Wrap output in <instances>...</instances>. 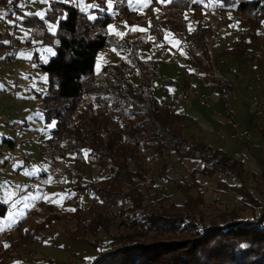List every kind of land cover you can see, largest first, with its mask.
Listing matches in <instances>:
<instances>
[{
  "label": "trees",
  "instance_id": "trees-1",
  "mask_svg": "<svg viewBox=\"0 0 264 264\" xmlns=\"http://www.w3.org/2000/svg\"><path fill=\"white\" fill-rule=\"evenodd\" d=\"M94 2L93 18L74 3L52 0L43 16L31 13L22 20L30 25L32 35L40 37L41 43L55 49L54 54L45 61L40 60L39 64L46 73L47 82L42 92L41 111L46 122L55 120L50 135L43 138L47 146L43 145L42 150L55 147L62 157L67 150L73 151L69 188L76 193L85 190L94 194L86 209L91 213L96 209V212L90 216L84 231L97 233L104 214L96 205L103 206L105 202L123 204L130 220L128 225L111 232L106 243L92 240L97 251L78 264H150L161 259L163 264H264V203L253 195L244 181L234 184L220 179L213 187L235 192L243 205L258 208V211L242 216L236 208L221 210L216 217L210 218L203 231L199 230L206 187L199 183L197 175L211 176L219 171L241 176V162L230 159L218 149L210 152L203 140L192 142L183 135L182 123L174 117L171 107L159 102L151 93V76L133 81L126 75L131 65L124 60L110 66L105 64L103 70L109 77L97 80V51L113 46L126 50L131 43L128 38L117 40L110 36L107 25L112 14L105 10V0ZM114 6L121 12L126 11L130 23L147 24L146 30L150 32L162 31L157 18L148 16L153 14L151 5L141 14L130 11L127 0H115ZM162 7L167 28L178 37H183L188 29L186 8L193 9L195 18L205 13L199 0H169ZM227 8L220 7L224 22L229 21ZM232 8L242 31L223 53L241 55L251 45L259 52L263 41L259 25L264 20V0H235ZM49 22L55 24L53 31L48 28ZM210 33V29L197 24L188 48L189 57L206 75L213 72ZM35 54L36 51L33 56ZM191 77L188 73L186 85ZM208 84L219 90L228 88L213 77ZM88 93L93 97L83 100ZM18 147L21 155L24 149L21 144ZM84 148L88 149L87 155ZM172 154L178 159L200 160L202 164L190 168L187 173L190 179L172 177L176 189L184 196L180 202H161L158 207L145 208L141 186L148 178V163L161 157L166 165L167 157ZM88 160L99 168H106L109 174L95 180L86 178ZM5 209L6 203L0 202V214ZM28 211L36 215L35 229L38 231L69 215L68 212L58 214L52 203L44 201L37 202ZM80 211L76 206L75 215L79 216ZM20 221L15 225L21 235L16 243L31 236L20 228ZM36 238L42 240L40 236ZM9 249L0 242V264L8 263L12 256ZM45 264L60 263L50 258Z\"/></svg>",
  "mask_w": 264,
  "mask_h": 264
},
{
  "label": "rangeland",
  "instance_id": "rangeland-1",
  "mask_svg": "<svg viewBox=\"0 0 264 264\" xmlns=\"http://www.w3.org/2000/svg\"><path fill=\"white\" fill-rule=\"evenodd\" d=\"M50 1L52 0H12V2L9 3L8 0H4L2 3H0V15L4 23L0 24V28L3 27V29L0 30V37L3 40H7L10 47L3 48L0 46V66L2 67L3 72L6 75L4 79L0 78V84H4L8 91L13 92L15 88L13 87L14 81L12 82V80L17 81L18 86L15 93L19 96L30 95V93L26 91L27 89H21V87H23L22 75L25 71H31L35 74L34 80H36L37 83L35 84V86L32 85L35 88H42L41 81L43 83H46V73L43 69L40 68V60L45 61L46 59H48L49 55L55 53V49L50 45L41 43L40 37L36 35H32L31 44H27L23 39L19 38V36H21V33L19 29L13 27L15 19L11 15V10L16 11L17 17L21 20L20 24H22V20L28 14L39 13V16H43L45 14L44 12H46L47 8L49 7ZM60 1L76 4L81 10L86 11L90 18H93L95 15V12L91 11L90 5L92 4L94 8V0ZM200 1L206 4V6H210V9H213L214 13L209 17V21L211 24L214 15H218L217 6L232 8L235 2V0ZM114 2L115 0H111V7H109V0H105V10L113 14L107 25L108 32L112 38L117 40L128 38V41L131 44L126 47V50L117 49L113 46L103 47L97 51L95 64L97 80H105L109 77L108 74H106L103 70V66L105 64L110 66L114 62L124 60L128 66L131 65L126 70V75L128 77L129 75L132 77L135 75H139L141 81L143 78L149 77L154 71V65L152 62L154 60L153 56H156L158 54L155 52H160L163 44H172L175 48H177L178 41L180 40L176 38L180 37H178V35L174 34L167 28L164 19L165 17L162 18V16H164L162 13V6L164 3H160L159 0L154 1L158 11H154L153 14L149 13L148 16H155L159 21V24L162 18L165 27L162 28L160 25L162 31L154 30L151 32L149 30H146L148 28L147 24L142 25L136 21L130 23L128 19H126V11L121 12L117 7L114 6ZM151 2H153V0H137L136 4H134L132 7L127 6V8L132 12L141 14L144 12V8L148 5H151L153 9V5L150 4ZM160 5L161 8L159 9ZM186 18L190 23L195 22V17H193L191 7L188 8ZM8 21H13V23H8ZM149 23L150 21H148V24ZM109 26H113L112 29H110ZM234 26L235 28L237 27L239 29V22L234 24ZM133 28L145 29L146 31H133ZM259 29L262 30L261 32L263 37L261 45L263 48V52H261L260 54L263 59L264 20L260 23ZM236 31L239 35L240 30ZM191 32L193 33V29L191 30ZM117 33H125V35L120 36ZM184 35V38H187L188 40V37H190V33L187 32ZM12 36L15 37L18 48L14 59L9 58V54L12 51L13 47L11 39ZM133 38L134 41L132 42L131 39ZM48 49H51V51H47ZM177 49L180 50V48ZM34 50H36L35 56H33V53L35 52ZM184 54V50L180 51L179 53L177 52V55L179 56H184ZM130 70L135 72V75H133ZM137 70L139 73L137 72ZM200 78L202 79L201 75ZM9 81L11 82L10 84L8 83ZM27 87L30 88L31 85ZM45 89L42 92H44ZM2 92L5 93L3 89H0V98H6V96L2 95ZM196 92H198L197 89ZM92 97L93 95L91 93H88L84 95L83 100H89ZM40 104L42 106V97L40 99ZM24 114L26 115V113ZM15 117L17 118L12 120ZM27 117L29 125L33 124L35 125V127H40V125L45 124L47 130L43 132V136L48 135L51 131V128L55 125L54 119L46 122L40 111L38 112L37 120L31 119L29 115H27ZM11 120L12 122L24 121V116H22L21 113L18 112L16 106L9 105V103L4 101L0 103V182H5L11 185V187L13 188L12 193L16 196V199L12 198L13 201L11 202H9V200L7 199V207L5 209V212L3 214H0V229H2L0 231L2 233L4 232L6 234H11V236H14V240L11 241V244L7 245H12L10 246L11 249H9L12 252V256H14V254H18V256L21 257L25 256L26 259H31L34 257H47L50 259L54 258L53 256L56 253L55 258L60 264H78L82 261L88 260L97 251V249L91 244L92 240H100L99 242L101 244H104L110 239L111 232H113L118 227L123 228L124 226H122L119 221L102 216V226L98 229L96 234H93L89 231H84L87 230V222L90 216L94 214V212H96V209L93 210V213H91L90 211L88 212L86 209L90 202L93 200L94 194L90 191L85 190H79L76 193L69 188L71 182L70 165L74 159L73 151L67 150L64 157L60 156L59 150L55 147L48 148V146L46 147L47 149L45 148L46 151H43V145L45 146L46 144H44L43 139H41L40 143L42 144V148H40L42 151V156L44 158L43 166L41 167L38 163H36V160L39 159V156L37 155L35 156L36 159L34 160V162L26 166L27 161H24L21 155V158H19V155H17L18 148L15 146L14 148H10L11 146L3 140L4 136H13L14 134L11 128ZM213 150L214 149H210V152H213ZM84 152L88 153V149L84 148ZM7 158L8 160L6 162L5 159ZM166 163L167 164L164 165L163 158L161 157H156L148 163V178L153 176L157 171H161L164 174L165 187H157L155 183L147 187L143 185L141 186L142 190L144 191L143 206L145 208L158 207L161 202H163L164 204L171 201L180 202L184 196L181 191L176 189L175 185L171 181L172 177L180 178L185 176L187 179H190V177L187 175L190 168L194 166L200 167L202 164L200 160L191 159L190 157L178 159L175 154L168 156ZM16 165H22L21 168L26 170H30L29 168L34 165L35 171L37 173L36 177L34 179H27L28 176H26V173L16 171V168L18 167H15ZM43 168L45 169L44 173H47V175L49 174L45 178V181L50 183V185L56 187V189L54 190H56L57 193L52 190L51 186H49V188L39 189V191L41 193H44V196L46 198H50L52 194L54 195V197L56 196V199L52 198V200L54 199L55 202L40 199L38 197V194L40 193L37 194L34 190V187L36 185L38 186L37 182H39V171H41V169ZM244 170L245 169H243L241 176L226 175L219 171L215 172L211 176H205L202 174L197 175V180L199 181V183L203 187H206L204 192L205 201L201 205V212L203 213V215H206L207 217H210V215L212 217H216L219 211L231 208H236L239 214L242 216H251L254 212L258 211V208L252 209L251 207L243 205L239 200V196L235 192L220 191L213 187L215 183L220 179L234 184H239L241 181H244L250 187L253 195L257 197L262 203H264V173L258 175L252 173L249 168H246V171ZM108 174L109 171L106 168H99L97 165H94L90 160H88L84 172V176L86 178L95 180L100 177L107 176ZM31 180H34V182ZM193 192H195V189H193ZM27 193H29V195L32 197L33 204L24 207L25 204L28 203V198L24 199ZM76 194L78 195L77 197L75 196ZM39 201L52 203L55 206V209H57L58 214L68 212L69 215L62 218L58 223H52L38 231L35 229L36 215L31 214V212H29L28 210H30V208L32 209L33 206ZM76 206H78L81 210L79 216L75 215L74 213ZM96 207L101 212L102 205H96ZM19 221L22 224L20 228L23 231L30 232L31 236L22 241L19 239L16 243V240L21 237L19 229L15 227V225L18 224ZM36 236H40V238L43 240L44 238H47V242L36 244V248L35 250H33L34 248L28 245L26 242L30 239L41 242L36 238ZM1 243L3 246V242ZM18 246H21L20 250L18 249ZM58 249H63L62 252L65 253V256L62 257V255H58ZM11 257H9L8 262H10V260L12 259ZM150 264H163V261L161 259L160 261H154Z\"/></svg>",
  "mask_w": 264,
  "mask_h": 264
},
{
  "label": "crops",
  "instance_id": "crops-1",
  "mask_svg": "<svg viewBox=\"0 0 264 264\" xmlns=\"http://www.w3.org/2000/svg\"><path fill=\"white\" fill-rule=\"evenodd\" d=\"M154 1L155 0L150 4L153 5V12H157V6ZM200 2L202 3V1ZM136 3L137 0H128V4L131 7ZM202 4V11L205 12L204 15L195 18L194 23H190L187 20L188 29L185 33H190L188 40L187 38H184L185 35L176 38L180 40L177 44V48H180V50L175 48L172 44H166L167 46L163 44L160 52H155L158 54L153 56L154 60L152 61L154 71L150 75L151 93L159 102L171 107L174 117L182 123V134L187 136L190 141L203 140L207 144V148L218 149L230 159L239 160L242 168L244 167L243 169H245L244 171H246V168H249L252 173L258 175L262 174L264 173V110L256 106L255 100L260 97L264 98V58L262 59L260 56L261 52H263V48L261 46V50L257 52L254 46L251 45L250 48L241 55L223 53L224 49L230 48L233 42L239 38L242 26L236 17L235 10L231 7L226 10L229 21L224 22L220 14V6H217L218 15H214L211 24L209 17L213 15V9H210V6H206L204 3ZM90 5L93 7L92 4ZM160 8L161 5L159 6V9ZM188 8H186L184 12L185 16ZM162 18H164V16H162ZM162 18L160 20V25L164 28L165 25ZM238 22L240 25L239 29L234 26V24ZM199 23L211 30L209 47L212 55L213 72H210L207 75L197 68L196 64L188 55V48L193 41V33L191 30ZM0 24H4L1 15ZM30 28V25L27 23H22L17 27L21 33L19 38L23 39L27 44L32 43ZM48 28L53 31L55 29V24L49 22ZM2 29L3 27L0 28V30ZM236 30H240L239 35ZM5 41L7 40H3L0 37V46L3 48L9 47L8 42L5 43ZM182 50H184V56L177 55V52L179 53ZM230 65L234 66L232 70H229L228 68ZM130 71L135 75V72L132 70ZM188 73L192 74L189 83L193 84L194 89L186 99L177 100L176 94L187 86L186 77ZM200 75L202 79L200 78ZM5 76L6 75L0 66V78L4 79ZM210 77L221 80V82L227 84L228 88L224 87L221 90L213 88L208 84ZM34 78L35 74L31 71H25L23 73V87H21V89H27L26 91L30 93V95L25 96H19L15 93L18 86V82L15 80H12V82L14 81L13 87L15 88L13 92L8 91L4 84H0L3 85L0 89L5 91L2 95L6 96V98H0V103L5 101L9 103V105L16 106L18 112L24 116L25 124L20 130V137L22 140L21 147L29 151L33 156V160L27 162L26 166L34 162L36 159L35 156L37 155L39 156V159L36 160V163L42 167L44 158L42 156V144L40 143V140L49 136L50 133L43 136V132L47 130L45 124L40 125V127H35L33 124L29 125L27 115H29L31 119L37 120L38 112L40 111L42 113L40 99L42 97V91L46 88L47 82L43 83L41 81L42 88H35L34 86L37 81L34 80ZM129 78L135 82L140 81L139 75L133 77L129 75ZM8 83L10 84L11 82L9 81ZM30 85L31 87L28 88L27 86ZM196 89L198 92H196ZM24 113H26V115ZM16 118L17 117L12 120ZM14 139L15 133L13 136L3 137V140L11 146L10 148H14V146L18 148L17 155L21 158L19 147L16 143H8V140L14 141ZM5 160H8V158ZM15 167H17V172L26 173V176H28L27 179H34L36 177L37 173L34 165L29 168L30 170L21 168L22 165H16ZM39 172L38 186L36 185L37 187L35 186L34 190L37 194L40 193L38 194L40 199L55 202L54 199H56V196L54 197L52 194L50 198H46L44 193L39 191V189L49 188V186H51L52 190L57 193V191L54 190L56 187L45 181V178L49 175L44 173L45 169L43 168ZM31 181L34 182V180ZM12 190L13 188L11 185L5 182H0V202L6 203V207L7 199L9 202L16 199ZM27 198L28 203H26L24 207L33 204L32 197L29 193L24 197V199ZM52 198L54 199L52 200ZM1 233L2 232L0 231V234ZM13 237L14 236H11V234L3 232L0 235V242H3V246L9 245L11 244V241L14 240ZM39 241L41 242L30 239L26 243L32 246L34 248L33 250H35L36 244L47 242V238ZM18 249L20 250L21 246H18ZM62 251L63 249H58V255H62L63 257L65 256V253ZM53 257H56V253ZM11 258L12 259L7 264H43L49 260L47 257L26 259L25 256L21 257L18 256V254H14Z\"/></svg>",
  "mask_w": 264,
  "mask_h": 264
},
{
  "label": "built area",
  "instance_id": "built-area-1",
  "mask_svg": "<svg viewBox=\"0 0 264 264\" xmlns=\"http://www.w3.org/2000/svg\"><path fill=\"white\" fill-rule=\"evenodd\" d=\"M11 15L14 17L15 22L13 23V27L16 28L18 24L21 23V20L17 17L16 11L11 10ZM12 39V51L10 53V59H14L17 51V43L16 39L14 36L11 37ZM229 70H232L234 68L233 65H230ZM194 89L193 84L189 83L187 86H185L183 89H181L177 94H176V99L177 100H183L186 99L190 92H192ZM255 104L258 108L264 110V98L260 97L255 100ZM24 121H14L12 123V130L15 133V142L17 144H21V138H20V130L24 125ZM21 157L23 158L24 161H32L33 156L27 151V150H21ZM155 183L157 187L164 188L165 187V180H164V174L161 171H157L153 176L147 178L144 181V186L147 187L149 185H152ZM102 212L104 216L114 219L116 221H119L122 226L128 225L130 220L124 211V205L121 203H111V202H105L102 206ZM212 216L207 217L206 215H203L202 220L199 224V230L203 231V228L205 224L210 220ZM193 230V229H192Z\"/></svg>",
  "mask_w": 264,
  "mask_h": 264
},
{
  "label": "snow or ice",
  "instance_id": "snow-or-ice-1",
  "mask_svg": "<svg viewBox=\"0 0 264 264\" xmlns=\"http://www.w3.org/2000/svg\"><path fill=\"white\" fill-rule=\"evenodd\" d=\"M8 2L11 3L12 0H8ZM159 2L160 3H165V2H168V0H159ZM109 7H111V0H109ZM157 11H158V9H157ZM37 15H40V14L37 13ZM8 23H13V21H8ZM109 27H110V29H112L113 26H109ZM132 30L133 31H136V30L146 31L145 29H136V28H133ZM117 34L120 35V36L125 35V33H117ZM5 43H7V41H5ZM47 51H51V49H48ZM0 87H3V85H0ZM85 155H87V153H85ZM0 230H2V229H0ZM5 246H7V245H5Z\"/></svg>",
  "mask_w": 264,
  "mask_h": 264
}]
</instances>
